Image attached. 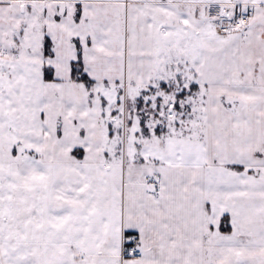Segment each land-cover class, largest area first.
Returning a JSON list of instances; mask_svg holds the SVG:
<instances>
[{"label":"snow or ice","instance_id":"snow-or-ice-1","mask_svg":"<svg viewBox=\"0 0 264 264\" xmlns=\"http://www.w3.org/2000/svg\"><path fill=\"white\" fill-rule=\"evenodd\" d=\"M0 264H264V0H0Z\"/></svg>","mask_w":264,"mask_h":264}]
</instances>
